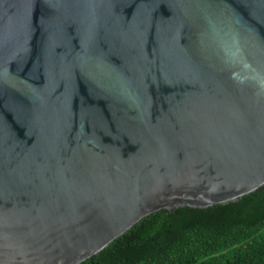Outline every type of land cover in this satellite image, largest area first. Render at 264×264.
Instances as JSON below:
<instances>
[{
  "label": "water",
  "instance_id": "water-1",
  "mask_svg": "<svg viewBox=\"0 0 264 264\" xmlns=\"http://www.w3.org/2000/svg\"><path fill=\"white\" fill-rule=\"evenodd\" d=\"M262 187L264 0H0V264Z\"/></svg>",
  "mask_w": 264,
  "mask_h": 264
},
{
  "label": "trees",
  "instance_id": "trees-1",
  "mask_svg": "<svg viewBox=\"0 0 264 264\" xmlns=\"http://www.w3.org/2000/svg\"><path fill=\"white\" fill-rule=\"evenodd\" d=\"M81 264H264V187L228 204L155 213Z\"/></svg>",
  "mask_w": 264,
  "mask_h": 264
}]
</instances>
